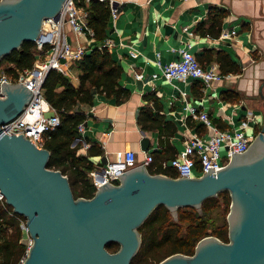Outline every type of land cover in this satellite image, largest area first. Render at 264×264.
Instances as JSON below:
<instances>
[{
    "label": "water",
    "instance_id": "obj_1",
    "mask_svg": "<svg viewBox=\"0 0 264 264\" xmlns=\"http://www.w3.org/2000/svg\"><path fill=\"white\" fill-rule=\"evenodd\" d=\"M67 0H0V61L24 42L39 39L43 22L57 19ZM143 82H136L142 92ZM0 98V191L6 204L26 219L33 240L23 264H131L142 245L139 228L163 205L175 219L228 191L229 241L207 236L193 255L173 254L158 264H264V122L247 151L202 177L153 174L140 162L105 183L91 198L75 197L68 176L48 166L51 152L2 125L21 116L33 92L22 83H3ZM264 100V98H263ZM149 137L140 141L150 150ZM108 158L101 161L106 164ZM110 243L119 249L111 252Z\"/></svg>",
    "mask_w": 264,
    "mask_h": 264
},
{
    "label": "crops",
    "instance_id": "obj_2",
    "mask_svg": "<svg viewBox=\"0 0 264 264\" xmlns=\"http://www.w3.org/2000/svg\"><path fill=\"white\" fill-rule=\"evenodd\" d=\"M113 1L119 15L115 20L110 18L106 29L107 38L113 43L109 51L124 69L121 84L131 91V96L119 104L115 98H107L94 89L93 104L76 107V111L86 115L79 154L87 156L88 148L96 145L94 151L102 150V154L90 156L95 167L102 164L104 157L115 160L116 153L126 149L138 152L142 161L140 141L145 135L151 142L150 152L155 153L152 166L160 168L195 136H209L210 129L189 116L190 105L208 113L219 130L233 129L228 121L238 128L252 112L258 124H249L246 133L255 135L254 130L264 122V0ZM213 6L228 11L216 39L196 31L198 24L209 21ZM65 32L75 44L77 37L68 25ZM188 47L204 68L216 66L220 71L217 52L224 51L242 71L228 74L209 87L196 81L165 80L159 59L162 65L169 63L179 57L180 49ZM131 52L138 56L132 57ZM76 62L66 61L63 73L79 87L81 72ZM136 73L142 75V92L136 91ZM225 91L237 93L238 103L224 100ZM148 94H155L158 99L154 113L176 125L173 135L160 136L157 131H144L139 126L141 110L156 105L144 98Z\"/></svg>",
    "mask_w": 264,
    "mask_h": 264
},
{
    "label": "trees",
    "instance_id": "obj_3",
    "mask_svg": "<svg viewBox=\"0 0 264 264\" xmlns=\"http://www.w3.org/2000/svg\"><path fill=\"white\" fill-rule=\"evenodd\" d=\"M78 6L88 12L87 24L93 31L94 40L98 43L104 42L107 39L106 29L111 16L109 3L99 0H90L86 3L80 0ZM227 16V10L216 6L210 7L209 21L198 24L196 31L201 36L219 38L223 21ZM35 53L36 43L26 41L20 49L13 51L1 61L13 63L18 71H22L34 66ZM216 61L221 74L225 76L242 71L240 65L224 51L217 52ZM76 65L81 72L79 87H75L67 75L57 70H50L45 78L43 95L58 113L60 124L53 131L45 134L43 147L52 154L48 166L68 176L75 197L91 198L96 188L88 177L95 168L90 156L102 154V150L96 153L94 149L97 146L92 145L88 148L87 156L79 154L81 142H77L80 138L78 127L85 121L86 115L75 109L78 105L93 104L94 89L107 98H115L119 104L129 99L131 91L121 84L124 69L114 60L106 47L101 50L97 48L91 50L77 61ZM196 83L201 82L196 81ZM222 97L232 103L239 101V95L232 91L222 92ZM144 98L153 101L156 105L141 110L138 117L141 129L157 131L160 136L173 135L176 132V125L166 121L159 113H154L158 104L155 94L145 95ZM148 169L153 174L163 173L176 177L174 170L163 169L162 166L154 169L151 165ZM231 201L230 193L225 191L207 199L202 205V212L194 207L180 208L177 219L167 207L163 205L157 207L139 228L142 245L131 264H145L147 261H151L150 264H158L176 253L193 255L200 240L207 236L228 242V220L222 227L211 225V220H213V211L222 207L227 217ZM21 221H26L25 217L15 213L10 205L0 200V264H19L26 255L27 245L23 240ZM107 249L115 252L119 249V244L110 243Z\"/></svg>",
    "mask_w": 264,
    "mask_h": 264
},
{
    "label": "built area",
    "instance_id": "obj_4",
    "mask_svg": "<svg viewBox=\"0 0 264 264\" xmlns=\"http://www.w3.org/2000/svg\"><path fill=\"white\" fill-rule=\"evenodd\" d=\"M80 0H67L63 6L62 12L57 19L49 18L44 20L42 32L36 43V62L30 69L18 71L15 64L0 62V98L4 96L2 84L5 83H22L33 92L30 103L27 105L23 114L18 118L2 125V131L6 134L20 135L24 134L30 138L37 146L43 147L45 134L53 131L59 124L60 118L46 101L43 95V84L50 70L65 72L66 61H79L84 55L97 48L110 49L113 43L110 39L98 43L93 38V31L87 24L88 12L78 6ZM89 3L90 0H84ZM108 2L111 7L112 20L118 15V9L113 0H99ZM68 25L77 40L74 44L68 40L65 27ZM88 43L86 45L84 42ZM191 48H182L179 50V57L164 65L159 59L158 65L161 68L162 76L165 80L172 82L179 81H198L206 87L211 86L214 82L222 81L227 76L221 74L216 66L204 68L198 61L196 55L191 52ZM132 57L138 54L131 52ZM9 70H12L9 72ZM137 80L142 79L141 74H135ZM188 114L194 120L202 121L210 130L208 137L195 136L184 149L177 153L175 157L168 162L163 163V169H173L176 178L202 177L208 172L209 168H214L215 173L220 168L226 167L232 160V154L243 153L248 150L253 136L246 133L249 124H258L256 116L251 114L246 116L238 128L231 121L228 124L233 129L219 130L212 122L209 114L199 110L194 105L188 106ZM84 123L78 127L81 141L85 133ZM144 157L142 161L138 159V152L132 149L121 150L116 153L115 160H108L106 164H97L96 167L88 174L94 187L100 188L103 184H118L120 176L128 169L138 165L140 162L147 167L151 166L154 158L153 154L148 151H142ZM0 200L5 201L0 191ZM23 240L27 245L26 255L21 259L19 264H23L33 240L29 235L26 221H21Z\"/></svg>",
    "mask_w": 264,
    "mask_h": 264
},
{
    "label": "rangeland",
    "instance_id": "obj_5",
    "mask_svg": "<svg viewBox=\"0 0 264 264\" xmlns=\"http://www.w3.org/2000/svg\"><path fill=\"white\" fill-rule=\"evenodd\" d=\"M6 64H7V62H6ZM258 129H259V126H257V129L254 130L255 134L257 133ZM227 217L225 216V211H224L223 207L220 208L219 210L213 211V214H212L213 220H211V225H213V226L217 225L219 227L225 226L226 221L228 220ZM150 263H151V261H147L145 264H150Z\"/></svg>",
    "mask_w": 264,
    "mask_h": 264
}]
</instances>
